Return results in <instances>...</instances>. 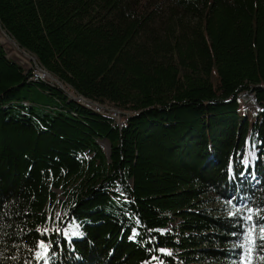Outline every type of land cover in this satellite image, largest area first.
Instances as JSON below:
<instances>
[{"label": "trees", "instance_id": "1", "mask_svg": "<svg viewBox=\"0 0 264 264\" xmlns=\"http://www.w3.org/2000/svg\"><path fill=\"white\" fill-rule=\"evenodd\" d=\"M0 29L74 94L0 43V264H241L264 0H0Z\"/></svg>", "mask_w": 264, "mask_h": 264}, {"label": "rangeland", "instance_id": "2", "mask_svg": "<svg viewBox=\"0 0 264 264\" xmlns=\"http://www.w3.org/2000/svg\"><path fill=\"white\" fill-rule=\"evenodd\" d=\"M3 38L6 40V42L3 40ZM0 43H2V45L5 47V50L7 52V55L10 59H12L15 62H18L23 68L27 69V70H32V72L35 73L36 71V60H31L30 56L33 57L31 54L26 53L25 51H21L19 49V47L16 45L15 42L11 41L5 32H2L0 29ZM33 73V80L34 81H39V80H43L45 78L41 77V74L38 72L37 75H35ZM44 76V74H42ZM45 77H47L45 75ZM48 78V77H47ZM50 79V78H48ZM52 81V79H50ZM53 83V82H52ZM66 90V88H65ZM68 92L70 91V89H67ZM66 90V91H67ZM71 93L72 96H74L73 92H69ZM106 109H109L106 107ZM112 112L114 110L110 109ZM122 117V115H121ZM121 121V118H120ZM103 148L104 150H107L106 145L103 143ZM246 212V216H245V220H246V235L244 237L243 243H242V247L244 249V258L241 261V264H247L250 261L251 258V251L253 249V246L255 244V241L264 234V232H262L260 229H258L254 224H253V216L251 214V210H247ZM249 217H251V219H249ZM251 233V235H250ZM247 256V258H246Z\"/></svg>", "mask_w": 264, "mask_h": 264}, {"label": "water", "instance_id": "3", "mask_svg": "<svg viewBox=\"0 0 264 264\" xmlns=\"http://www.w3.org/2000/svg\"><path fill=\"white\" fill-rule=\"evenodd\" d=\"M10 40H12L11 38H9ZM13 41V40H12ZM2 44V43H1ZM18 46V45H17ZM19 47V46H18ZM19 49L21 50V51H23L20 47H19ZM30 58H31V60H36L34 57H31L30 56ZM18 63V62H17ZM19 64V63H18ZM20 65V64H19ZM21 66V65H20ZM36 69L37 70H41V71H44L43 69H41V67L37 64V67H36ZM45 73H46V71H44ZM52 82H54V83H56L57 85H59V87L60 88H62V89H65V87H64V85H63V83H61L59 80H55V81H52ZM69 94V93H68ZM72 97V96H71ZM74 97V96H73ZM85 98H83V97H76V98H74V100H77V101H79V102H82L83 103V100H84ZM87 102H88V105L90 106V107H96V105L94 104V103H92V102H90V101H88L87 100ZM104 144L106 145V147H107V150H109L110 151V149H111V146H110V144L108 143V142H104Z\"/></svg>", "mask_w": 264, "mask_h": 264}, {"label": "bare ground", "instance_id": "4", "mask_svg": "<svg viewBox=\"0 0 264 264\" xmlns=\"http://www.w3.org/2000/svg\"><path fill=\"white\" fill-rule=\"evenodd\" d=\"M8 37V36H7ZM9 38V37H8ZM3 40L6 42V40L3 38ZM12 41V40H11ZM14 42V41H13ZM17 45V44H16ZM24 51V50H23ZM27 53V52H26ZM40 73L41 74V76L42 77H45V75L48 77V74L47 73H45L44 71H41V70H39V71H37V73ZM37 73H36V75H37ZM42 74H44V76L42 75ZM50 78H52L51 76H49ZM83 102L84 103H88V102H86L85 100H83ZM97 110H100V109H98L97 108ZM114 113H119V112H116V111H114ZM115 119H117V117H116V115H112ZM108 152H109V154H110V151L108 150Z\"/></svg>", "mask_w": 264, "mask_h": 264}, {"label": "built area", "instance_id": "5", "mask_svg": "<svg viewBox=\"0 0 264 264\" xmlns=\"http://www.w3.org/2000/svg\"><path fill=\"white\" fill-rule=\"evenodd\" d=\"M98 109H99V108H98ZM101 110H104V112H107V110H105V109H101ZM108 114L116 115V117H117V121L120 122L121 114H119V113H114V112H108Z\"/></svg>", "mask_w": 264, "mask_h": 264}, {"label": "snow or ice", "instance_id": "6", "mask_svg": "<svg viewBox=\"0 0 264 264\" xmlns=\"http://www.w3.org/2000/svg\"><path fill=\"white\" fill-rule=\"evenodd\" d=\"M249 219H251V217H249ZM262 232H264V229H261ZM251 235V233H250ZM261 239H264V235L261 236Z\"/></svg>", "mask_w": 264, "mask_h": 264}]
</instances>
